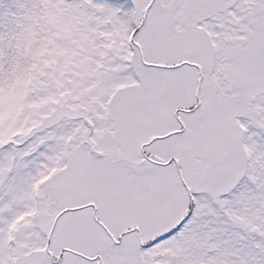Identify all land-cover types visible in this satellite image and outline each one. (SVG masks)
Segmentation results:
<instances>
[{
    "label": "snow or ice",
    "instance_id": "snow-or-ice-1",
    "mask_svg": "<svg viewBox=\"0 0 264 264\" xmlns=\"http://www.w3.org/2000/svg\"><path fill=\"white\" fill-rule=\"evenodd\" d=\"M0 264H264V0H0Z\"/></svg>",
    "mask_w": 264,
    "mask_h": 264
}]
</instances>
